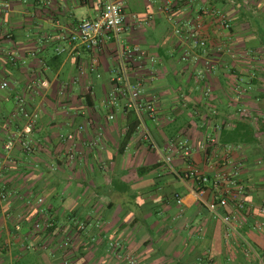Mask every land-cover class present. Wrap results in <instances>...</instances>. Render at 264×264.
I'll use <instances>...</instances> for the list:
<instances>
[{
	"label": "crops",
	"instance_id": "1",
	"mask_svg": "<svg viewBox=\"0 0 264 264\" xmlns=\"http://www.w3.org/2000/svg\"><path fill=\"white\" fill-rule=\"evenodd\" d=\"M105 1L0 0V83L9 84L0 90V264H128L112 242L137 264H264V0H174L180 34L162 10L165 0H123L129 22L153 17L126 39L155 58L129 70L144 80L145 99L156 96L154 120L108 102L117 72L111 44L99 54L100 77L80 74L93 53L55 52L60 36L98 15ZM206 5L230 15L236 55L214 52L219 38L206 23L215 68L197 82L206 54L192 47L186 23ZM42 81L48 87L34 88ZM17 94L39 109L29 154L19 145L5 149L22 125L12 118ZM243 115L251 134L240 128L235 143L229 133ZM222 123L227 134L205 141ZM146 131L158 150L144 140ZM69 133L73 141L59 140ZM180 137L189 138L204 173L239 170L245 208L220 209L237 213L234 230L205 207L209 191L201 196L179 176L181 159L163 162L167 144ZM39 198L54 222L49 231L32 229ZM75 220L85 230L65 248Z\"/></svg>",
	"mask_w": 264,
	"mask_h": 264
},
{
	"label": "built area",
	"instance_id": "2",
	"mask_svg": "<svg viewBox=\"0 0 264 264\" xmlns=\"http://www.w3.org/2000/svg\"><path fill=\"white\" fill-rule=\"evenodd\" d=\"M175 6L174 0H165L162 10L167 13V20L174 24V33L180 34L181 29L176 25V21L172 16V10ZM152 19V15H146L144 18L133 15L131 22H129L125 13L123 0H106L98 15L92 18L80 19L68 34L60 36L62 44L55 48V52L57 55L67 54L76 57H80L85 52L93 53L89 67L87 70L80 68V74L84 75L86 72H90L94 73L96 77H100L98 73L100 66L99 54L108 44H111L116 60L117 72L112 79L113 90L107 96L108 102L112 104L122 102L125 111L134 112L142 118L154 120L158 113L156 96H153L149 100L145 99L143 96L144 80L139 76H130L129 70L145 59L153 63L155 58L149 56L147 51L143 50L140 46L131 44L126 39V36L134 27L150 23ZM206 23L211 24L215 35L219 38L217 44L214 45V52L230 56L236 55V43L233 42L230 15L225 10L212 5H206L200 9L193 21L186 23L188 26L187 34L192 40V47L195 51H202L203 54H206L202 69L196 71L197 82L205 80L215 68V62L209 56L213 43L210 41V35L204 32ZM187 58L188 54L186 53L182 57V60L186 61ZM38 84L34 83L36 87L32 86V89L33 87H48L46 81L39 82ZM8 86L9 84L3 81L0 83V90H4ZM66 88L67 86L64 89ZM206 92L208 95L210 93L209 89ZM15 99L16 108L12 114V118H19L22 125L20 129L9 136L5 149L7 153H10L16 145H19L24 153L29 154L33 151V141L30 135L39 121V109H30L21 94H17ZM108 118L114 120V115L110 114ZM203 126L205 127L204 124ZM223 129V123L216 124L213 127L214 132L207 131L205 133L204 140L213 143L215 141V132L220 133ZM74 138V134L72 133L59 135L61 142L73 141ZM144 140L149 142L152 148L158 150V146L147 131L144 134ZM227 150H230V146L227 147ZM164 153L162 160L166 165H171L176 157L183 161L184 166L178 173L179 176L194 182L199 195L202 196L209 191L211 200L205 202V207L228 228L234 230L239 219L237 213H221L220 209L230 206L234 210L242 211L245 208V187L240 180L239 170L236 167H231L229 171L220 170L214 172L212 175L204 173L193 163V145L187 137H180L170 141L167 147H165ZM70 157L73 158V155ZM225 161H228V158H225ZM4 198V195L0 196L1 200H4ZM37 204L39 206V214L45 218L43 222H36L34 230L38 231L42 228L52 227L53 225L48 220L46 214L44 199H37ZM75 225L85 230L86 226L84 223L75 221ZM70 242L71 240L66 238L63 243L64 247H68ZM110 248L118 259L126 261L128 264H137L135 258L120 254L124 248L118 242L110 243ZM64 264L68 263L65 262Z\"/></svg>",
	"mask_w": 264,
	"mask_h": 264
},
{
	"label": "trees",
	"instance_id": "3",
	"mask_svg": "<svg viewBox=\"0 0 264 264\" xmlns=\"http://www.w3.org/2000/svg\"><path fill=\"white\" fill-rule=\"evenodd\" d=\"M245 115H243V120H241V121H238V122H236L235 124V127H234V130L232 131V133H229V135L230 136H234V138H233V142H235V143H237L238 142V134H239V131H240V128H242V129H244V133L245 134H251L250 133V130L248 129V127H247V125H246V123H245V121H244V119H246L245 117H244ZM221 135L223 136V135H225V134H227L226 133V131L225 130H222L221 132ZM232 142V141H231ZM44 216H41L38 212H37V215H36V219H35V222L33 223V225H32V229L34 230V225L36 224V222H43L44 221ZM48 220L52 223V225H54V222L52 221V219L51 218H48ZM76 222H82V223H84L83 221H77V220H75ZM75 221H74V223H73V229H72V231L68 234V235H66V237H65V239L66 238H69L71 241H73L72 240V238L73 237H77V236H79V234L81 233V232H83L84 230L83 229H80L79 228V226L78 225H75ZM85 224V223H84ZM51 228H53V226L52 227H49V228H42V229H40V230H38V231H36V230H34V231H36V232H39V231H42V230H45V231H49ZM71 243V242H70ZM68 247H70V244L68 245ZM67 248V247H66Z\"/></svg>",
	"mask_w": 264,
	"mask_h": 264
}]
</instances>
